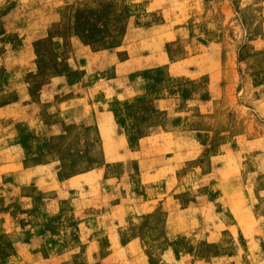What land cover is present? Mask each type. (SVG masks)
<instances>
[{"label":"rangeland","instance_id":"374dc122","mask_svg":"<svg viewBox=\"0 0 264 264\" xmlns=\"http://www.w3.org/2000/svg\"><path fill=\"white\" fill-rule=\"evenodd\" d=\"M0 264H264V0H0Z\"/></svg>","mask_w":264,"mask_h":264}]
</instances>
